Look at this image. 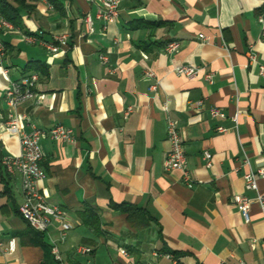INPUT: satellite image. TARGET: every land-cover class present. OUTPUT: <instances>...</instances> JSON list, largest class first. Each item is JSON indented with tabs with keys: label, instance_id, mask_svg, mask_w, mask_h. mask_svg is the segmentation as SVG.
I'll list each match as a JSON object with an SVG mask.
<instances>
[{
	"label": "crops",
	"instance_id": "obj_1",
	"mask_svg": "<svg viewBox=\"0 0 264 264\" xmlns=\"http://www.w3.org/2000/svg\"><path fill=\"white\" fill-rule=\"evenodd\" d=\"M9 1L20 26L2 37L0 264H172L166 256L174 264H264V210L255 201L264 195V178H257V191L246 190L243 178L264 168V25L258 21L264 2L120 0L117 20L103 29L99 6L85 0H46L49 6ZM24 34L46 42L66 35L67 44L52 53L25 42ZM171 41L179 47L169 55L164 48ZM249 54L255 63L249 64ZM29 62L44 65L46 75L35 88L38 101L14 111L25 116L21 131L62 125L74 135L73 142H41L45 176L38 190L70 225L63 241L58 224L39 233L20 216V177L2 164L20 153L19 135L4 130V92L29 74ZM180 65L201 72L178 76ZM212 107L225 117L212 118ZM167 120L183 138L192 187L180 171L163 167ZM234 195L252 200L249 223L232 203ZM128 208L138 217L134 225ZM89 212L98 218L94 225L83 219ZM11 239L15 250L8 253ZM53 243L60 261L51 253ZM78 247L91 251L80 254Z\"/></svg>",
	"mask_w": 264,
	"mask_h": 264
},
{
	"label": "built area",
	"instance_id": "obj_2",
	"mask_svg": "<svg viewBox=\"0 0 264 264\" xmlns=\"http://www.w3.org/2000/svg\"><path fill=\"white\" fill-rule=\"evenodd\" d=\"M37 2H45L46 0H35ZM89 3H94L99 6L97 18L103 22V29H106L108 25L113 24L119 14L120 0H85ZM264 2V0H262ZM258 21L264 25V7L258 16ZM85 34L93 33V23L89 15L84 18ZM15 31V26L5 19L0 13V69L3 74H7V70L3 67L7 48L3 42V35ZM202 38V36H200ZM22 39L27 43H40L49 52L56 53L62 48L66 47L67 36L59 35L55 36L51 42L40 40L35 35L24 34ZM178 42L171 41L166 44L164 51L166 54H173L178 49ZM249 64L255 63L256 56L249 54ZM99 59L102 63H107V56L100 54ZM201 72L200 68L190 65H180L174 68V73L178 76H184L187 78L197 77ZM260 73L264 74V67H260ZM204 78L208 81L211 80V76L208 73L203 74ZM146 77H153L151 71L146 72ZM40 80V75L37 72H30L28 75L22 77L19 81L12 82L4 92V101L8 109L7 121L4 124V130L12 135H19L20 153L14 157H6L3 159L2 164L6 172L9 174H18L21 181V191L23 195V201L18 207L20 216L28 223L29 227L39 233H45L49 225L53 222L60 227V240L63 241L66 232L70 229V225L67 222L63 211L55 205L49 204L45 196L38 190V182L44 178V172L40 166L43 159L42 140L48 138L54 142L68 143L74 141V135L71 129L62 125L55 126L51 129L44 130L32 125L30 131L23 132L22 122L25 120V116L15 114V109L27 102L38 101L39 95L35 91L36 85ZM201 101L198 102L201 105ZM131 111L128 108L126 114ZM210 116L212 118H223L225 114L218 108H210ZM237 116H233L232 120L236 121ZM167 143L168 150L166 152L163 167L166 171L178 170L181 172L183 183L192 187L193 180L187 170L186 158L184 153L183 138L180 135L177 126L174 121L167 120ZM217 132H225L222 127H217ZM203 160L205 167L211 165V155L208 152L203 154ZM245 189L257 191V178H264V168H259L255 173H248L244 175ZM255 201L260 205V208L264 210V195L257 194ZM232 203L235 205L237 211L241 215L245 223L250 222V208L252 200L243 195H234L232 197ZM15 250V240H9L6 251L12 253ZM90 249L86 247H78L77 253L88 254ZM51 253L54 258L60 261L59 250L56 244H52ZM172 262L175 260L170 256H166ZM231 264H246L242 260H238Z\"/></svg>",
	"mask_w": 264,
	"mask_h": 264
},
{
	"label": "trees",
	"instance_id": "obj_3",
	"mask_svg": "<svg viewBox=\"0 0 264 264\" xmlns=\"http://www.w3.org/2000/svg\"><path fill=\"white\" fill-rule=\"evenodd\" d=\"M49 3H54L53 0H48ZM0 13L1 15L10 21L13 25L19 27L20 26V19H19V12L18 9L9 1V0H0ZM25 69L30 73V72H37L40 76L46 75L45 71V66L40 65L37 62H29ZM136 214L134 213L131 208L127 209V219L129 223L133 224L135 223L136 219ZM83 219L90 223L91 225H94L95 222L98 221L97 216L93 212H89L88 214L84 213ZM138 220V219H137Z\"/></svg>",
	"mask_w": 264,
	"mask_h": 264
}]
</instances>
